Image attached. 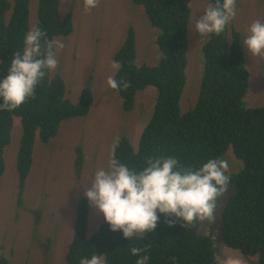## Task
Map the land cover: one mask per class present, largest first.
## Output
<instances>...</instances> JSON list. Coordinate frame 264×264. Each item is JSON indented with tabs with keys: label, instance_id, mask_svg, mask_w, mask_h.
I'll return each mask as SVG.
<instances>
[{
	"label": "trees",
	"instance_id": "obj_1",
	"mask_svg": "<svg viewBox=\"0 0 264 264\" xmlns=\"http://www.w3.org/2000/svg\"><path fill=\"white\" fill-rule=\"evenodd\" d=\"M131 2L143 7L150 27L156 31L154 44L160 53L159 61L154 65L137 62L135 32L129 27L122 45L113 55V61L119 65L114 79L121 82V88L114 91L122 99V110L126 113L134 108L136 94L146 87H154L157 96L139 139L134 143L121 134L112 148L111 159L136 172L146 167V160L161 156L175 157L181 165L193 169L209 159L232 161L239 169L226 173L235 191L222 204L221 239L227 247L243 255L257 256L256 264H264V106L248 108L244 100L249 72L241 32L232 20L219 35L209 34L202 45L204 62L197 101L193 108L181 113L191 0ZM217 2L222 0H210L213 6ZM28 17L29 0H0V79L7 75L14 52L23 49ZM35 26H39L46 33L45 39L51 41L73 32L71 14H62L60 0H38ZM122 83L129 86L123 88ZM92 103L93 93L89 87L82 88L78 100L71 102L61 75L51 76L47 71L32 98L13 111H0V180L5 168L4 149L10 143L16 119L22 129L16 157L20 204L34 149L44 150L62 121L86 116ZM75 149V159L71 163L68 161V182L73 186L74 176L79 179L85 168L81 146ZM228 152L239 162L227 155ZM106 163L108 166L109 160ZM54 164H49V169H53ZM34 190L36 193L37 187ZM75 202L73 232L64 256L66 264H78L80 258H90L93 254H102L107 264H135L138 257L131 255L132 247L147 249L141 254L149 257L148 264L215 262L212 240L197 233L198 221L182 227V221L159 214L153 232L128 241L120 231H110L103 219L97 230L88 235L90 205L83 193L76 196ZM28 210H31L29 206ZM32 213L36 227L41 219L40 209ZM172 220L175 222L169 224ZM60 232L61 227L55 226L52 237L46 238L48 247L55 244V236ZM33 234L38 237L35 229ZM41 235L42 232L39 237ZM0 264L10 262L2 257Z\"/></svg>",
	"mask_w": 264,
	"mask_h": 264
},
{
	"label": "rangeland",
	"instance_id": "obj_2",
	"mask_svg": "<svg viewBox=\"0 0 264 264\" xmlns=\"http://www.w3.org/2000/svg\"><path fill=\"white\" fill-rule=\"evenodd\" d=\"M209 5L210 0L190 2L191 15L187 29L189 46L186 53V83L180 100L181 113L193 108L197 101L203 73L201 47L209 37V34L199 36L190 28ZM236 7L237 15L233 22L241 32L243 46L249 26L257 20L264 23V0H237ZM37 8L38 0H30L28 31L36 24ZM60 10L62 14H71L73 32L54 39L63 42L64 48L57 52L58 66L50 71V75H61L66 96L73 103L78 100L82 88L89 87L93 93V103L86 116L60 123L46 151L36 149L32 157L34 169L26 179L22 204L19 203L16 165L22 129L19 120H15L10 143L4 149L5 168L0 180V258H6L10 264H66L64 256L73 232L72 209L76 205L75 202L71 207L73 199L75 201L79 193H84L85 187H90L87 184L96 170L107 168L106 162L112 158V148L121 134L136 143L153 112L157 96L154 87H146L136 94L134 108L126 113L122 110V99L118 93L106 84L107 77H114L117 71L112 67L113 55L122 45L129 27L135 32L137 62L154 65L159 61L160 53L154 44L156 31L150 27L142 6L130 0H100L97 7L86 11L83 0H60ZM243 50L245 65L249 70L248 91L244 98L246 106H264V58L251 57L244 46ZM78 145L83 150L85 168L79 179L74 176L73 186L68 182V161L71 163L75 159ZM227 155L232 157L231 152ZM52 163L56 164L49 169ZM228 164L232 171L239 169V166H233L232 161L228 160ZM69 168H72V164H69ZM52 175H55L54 179ZM36 187L38 190L35 193ZM234 191L235 186L229 184L228 190L216 200L213 218L198 221V233L211 237L214 264H256L257 256H246L228 248L221 239V209L227 196ZM89 205L88 235L94 231L100 215ZM28 206L31 210H28ZM34 209H40L41 214L36 227L33 225ZM55 226L61 227V232L55 236V244L51 243L48 247L46 238L52 237ZM34 229L38 237L42 232L40 242L33 234ZM59 237L60 240L57 239Z\"/></svg>",
	"mask_w": 264,
	"mask_h": 264
},
{
	"label": "clouds",
	"instance_id": "obj_3",
	"mask_svg": "<svg viewBox=\"0 0 264 264\" xmlns=\"http://www.w3.org/2000/svg\"><path fill=\"white\" fill-rule=\"evenodd\" d=\"M83 3L88 11L97 7L100 0H83ZM236 4L237 0H222L214 6L210 3L190 31L199 36L219 35L236 17ZM45 37L46 33L39 26H33L24 35L22 51L14 52L7 75L0 79V111H13L32 98L46 72L57 68L56 55L64 44ZM243 46L251 57L264 58V23L257 20L249 26ZM112 67L118 70V62L113 61ZM106 84L112 90L121 88V82L111 75L107 77ZM128 86L122 83L123 88ZM145 163L146 167L136 172L110 159L106 169L95 171L87 184L90 187H85L83 194L100 213L96 230L104 219L110 231H120L123 238L129 241L153 232L159 214L182 221V227L213 218L216 200L228 190L230 182L226 173L232 168H229L227 160L209 159L198 169L185 167L172 156L148 159ZM32 169L33 164L29 175ZM72 202L71 207L75 204L74 199ZM146 251V248L130 249L131 255L138 257L135 264H148L149 257L141 254ZM78 264H107V260L102 254H93L90 258H80Z\"/></svg>",
	"mask_w": 264,
	"mask_h": 264
}]
</instances>
